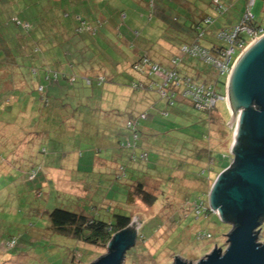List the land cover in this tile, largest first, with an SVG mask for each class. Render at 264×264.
Wrapping results in <instances>:
<instances>
[{"label": "rangeland", "instance_id": "1", "mask_svg": "<svg viewBox=\"0 0 264 264\" xmlns=\"http://www.w3.org/2000/svg\"><path fill=\"white\" fill-rule=\"evenodd\" d=\"M150 1L0 0V264H91L106 254L107 244L54 232V208L106 223L130 216L137 240L122 264H173L175 257L194 264L215 244L227 247L232 223L203 209L232 162L238 111L218 100L208 116L184 102L167 105L154 88H131V79L145 80L131 70L139 56L167 68L182 57L178 40L168 48L179 38L169 26L185 16L181 0H154L157 10L171 8L165 16L151 13ZM245 1H235L236 18ZM197 2L210 7V0ZM251 12L264 30V0ZM38 86L69 104L62 110L76 120L40 121ZM130 116L137 137L126 126ZM136 183L145 184L152 204ZM258 241L264 244V218Z\"/></svg>", "mask_w": 264, "mask_h": 264}, {"label": "water", "instance_id": "2", "mask_svg": "<svg viewBox=\"0 0 264 264\" xmlns=\"http://www.w3.org/2000/svg\"><path fill=\"white\" fill-rule=\"evenodd\" d=\"M226 97L231 111H238L232 162L214 181L208 204L232 228L224 250L215 244L194 264H264V244L258 241L264 218V35L237 58ZM136 240L128 227L114 233L106 254L91 264H122ZM173 264L193 263L175 257Z\"/></svg>", "mask_w": 264, "mask_h": 264}, {"label": "trees", "instance_id": "3", "mask_svg": "<svg viewBox=\"0 0 264 264\" xmlns=\"http://www.w3.org/2000/svg\"><path fill=\"white\" fill-rule=\"evenodd\" d=\"M153 4H154V0H152V3H151V1H150V3L148 2V6H146V7H148V10L154 14V11H153L154 5ZM210 4H213L212 0H211ZM222 10H223V8L221 6V8L219 9V12ZM162 13H163V11H162ZM243 13H244V11H243ZM195 17H196L195 19L191 18L192 22L190 21L188 23V25H186L185 22L183 23V21H182L181 25L169 26V29H170L169 31H172L174 29L179 30V31H182V29H183V31H185L186 34H184V37L182 34L178 33L179 38H177V40H178V42L179 41L181 42V43H179L180 47L183 45L198 44L210 52H214L216 49L224 48V46H225L222 42L217 41L215 39V37H214L215 33L220 29L229 28V27H232V26L238 24L242 19V16H241L238 19L237 23H235L232 26H228V27L217 28V25L214 24V26H211V28L208 30V28L210 27L211 24L207 26L203 23L206 16L198 14L197 16L195 15ZM174 19H176V18H173V20ZM174 22H176V21H174ZM211 23H212V19H211ZM246 25L248 26V28L251 31L262 28L261 24L258 21H256L254 16H253L252 20L246 22ZM215 28H216V30H215ZM201 30L204 31V34H209V31L212 32V37L211 38H204V36H203L201 39L198 38L197 36L199 34V31H201ZM172 34H173V32H172ZM189 34H193V36L190 40H187L188 39L187 35H189ZM135 36H137V33H135ZM244 38H246V34L239 35V39L244 40ZM248 41H249V39H247V42ZM180 47H179V51H180ZM238 55H239V52L237 51L234 55V58H236ZM181 56H182L181 58L179 56L172 57L170 59V63H171V60L177 59V64H176V66L172 65L168 68L164 67L160 63L153 62L147 56V54L139 56V58H137L132 63V67H131L132 69L131 70H134V73L137 72V74L141 73L142 76L145 77V80H143V79H137V80L133 79L132 80L131 79V83H132L131 88H133L134 90H138V89L145 90L147 88H154L157 92L156 85L160 83V77L157 74L152 73V72H151V74H148V73L145 74L143 72V70H142L143 65L141 64V62L143 59H146L151 65H157V66H159L165 70H169V69L174 68V70L179 75L188 76V77L192 78L195 82H212L216 85L217 89H219L220 88L219 85H221L220 95L223 96L225 94L224 93L225 91H223L224 81L220 80V77H217L214 69L211 66L203 64L198 59L191 58L189 56L183 55L182 53H181ZM193 62H196V63L199 62V63L203 64L205 67L209 68L210 71L206 70L205 74H204V72L199 71V69H196ZM138 64H140V66L137 70H135L133 67L135 65H138ZM188 70H191L193 72V74H189ZM202 74H204V75H202ZM56 76L57 75L55 74L54 77H56ZM201 76H203L204 78H202ZM100 77L102 78L101 82L98 81V78H100ZM98 78L96 80L97 85L104 82V79H105L104 77L99 76ZM45 80H51V79L48 75H46ZM87 81H89V83L87 82L89 85H91L93 83L92 81H90L89 78H87ZM41 88H42L41 91H39V86H38V88H36L40 93H42V94H39L40 95L39 96V103L37 104L38 106L36 109V111H38L37 116H38V119H40V121H41L42 117L45 118L47 116L51 119V122H53V123H56L57 120L60 121L61 123H63L64 118L65 119H71L72 118V119H74V121L76 120L74 113L64 114V112L62 110V109L68 110L69 104L61 102L60 98H55L54 96H50L48 94H43L44 88L43 87H41ZM22 90H24V89L22 88L19 91H22ZM11 91H18V89L13 88ZM11 94L13 97H15L13 93H11ZM157 94L159 95V97L161 99L165 100L167 105L172 106L174 101H178V102L187 103L190 106L194 107L188 101H186L184 99H180L179 97H175L176 94L172 98L170 97V95H168L165 98V97H162L158 92H157ZM5 107H9L10 110H12V104L7 103V104H5ZM70 110L75 111V108H72V109L70 108ZM213 110H215V108ZM201 111L207 113L208 116L210 114V110L209 111L201 110ZM166 114L167 113L165 112L164 115H166ZM43 115H45V116H43ZM131 118H132L131 116H130V118H128L127 123L135 121ZM210 118H209V120H210ZM127 128L132 129L131 131L133 133V136L137 137V133H136L137 127H135L134 124L131 127H127ZM145 157H146V155H145ZM31 172H34V170H32ZM134 187H135L136 193L141 197L142 201L145 204H147V205L152 204L153 198L145 190V188H144L145 184L144 183H136ZM129 195H130V193H129ZM203 211H204L205 215H208L211 213L210 210L206 209V208L203 209ZM48 219H49L51 228L54 230V232L59 233V234L64 235V236L71 237L75 240H78L80 242H83L85 244L92 245V246L93 245L94 246L95 245L96 246L97 245L98 246L99 245H106L114 233L129 227L130 222H131L130 216L115 215L114 221L112 223H106V222H103L101 220H97L95 218L88 217L82 213L72 212V211H69L66 209H62V208H54L53 210H51L48 214Z\"/></svg>", "mask_w": 264, "mask_h": 264}, {"label": "built area", "instance_id": "4", "mask_svg": "<svg viewBox=\"0 0 264 264\" xmlns=\"http://www.w3.org/2000/svg\"><path fill=\"white\" fill-rule=\"evenodd\" d=\"M213 4L219 10L221 7L218 0H212ZM152 3V0H151ZM255 0H247L246 9L242 15L241 21L229 28H224L218 30L214 37L217 41L222 42L225 46L224 48L216 49L214 52H210L207 49L201 47L198 44L183 45L180 47V52L183 55L189 56L194 59H198L203 64L211 66L217 77H223L224 87L226 92V86L228 77L231 70L241 53L249 46L248 44L253 43L258 38L264 35L263 28L251 31L246 25L247 21L253 19V14L251 8L254 5ZM205 25L211 24V19L209 17L205 18ZM246 34L244 40L239 39V35ZM204 36V31H199L198 38ZM247 39L249 41L247 42ZM239 55L234 58L236 52ZM141 64L143 65V72L148 74L155 73L160 77V83L156 85L157 92L162 97H179L191 103L198 110L209 111L214 109L218 100L227 101L226 94L221 96L217 93L216 85L212 82H195L192 78L188 76L179 75L174 68L165 70L157 65H151L146 59H143ZM177 59L171 60V65L176 66ZM140 64L135 65L133 68L137 70ZM134 71V70H133ZM101 82L102 78H98ZM89 83V81H87ZM42 88L39 87V91ZM140 117H145L140 115ZM132 122L127 123V127H131ZM141 157H145L143 154ZM201 207V205H200ZM212 212V210H210ZM13 243V241H11Z\"/></svg>", "mask_w": 264, "mask_h": 264}, {"label": "crops", "instance_id": "5", "mask_svg": "<svg viewBox=\"0 0 264 264\" xmlns=\"http://www.w3.org/2000/svg\"><path fill=\"white\" fill-rule=\"evenodd\" d=\"M136 1L140 2L142 4V0H136ZM161 1L167 2L166 4H168L170 2V0H161ZM235 1L236 0H218L219 4L222 6L223 10L219 12V10H217V7L214 4H210L209 9L211 12H210V14H208L207 10H209V9H205V5L200 3V2H197V0H181L182 3H180V6L183 5L181 8L183 10V14H185V16H183V18H182L183 23L185 22V24L188 25V23L190 21L192 22L191 18H194V19L196 18L195 14L196 15L200 14V15L206 16L205 18L209 17L212 19V23H211V25L209 24L210 27L208 28V30L211 28V26H214V24L217 25V28L232 26L235 23H237V21L239 19V18H236L237 16L235 15V9L234 8L236 7V5L238 3ZM210 2H211V0H210ZM246 2H247V0L244 2V9H246ZM153 5H154L153 11L156 10V12H155L156 16L159 15L158 13H159L160 9H161L160 15H161L162 11H163L162 14H164V13H167V11L171 9V8H169L168 5H164L161 3V5L158 6V10H157L155 8V3ZM239 5L241 7H243V4H241V1H239ZM215 30H216V28H215ZM170 32H171V35H175V36H178V33H180L184 37V34H186L185 31H183V29H182V31L174 29ZM172 32H173V34H172ZM192 36H193V34L187 35V37H188L187 40H190L192 38ZM211 37H212V32H210V31H209V34H204V38H211ZM176 41H177V38L175 40H173V38H172V42L168 46L169 50H171L173 48V43H175ZM178 43H181V42L179 41ZM179 47H180V44H178V46H177L178 51H179ZM67 161H68L67 163L71 162L70 160H67Z\"/></svg>", "mask_w": 264, "mask_h": 264}]
</instances>
